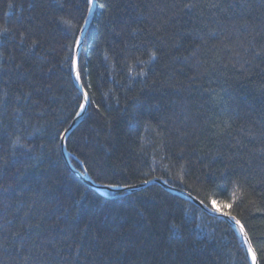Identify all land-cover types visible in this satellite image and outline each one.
Wrapping results in <instances>:
<instances>
[{
  "label": "trees",
  "instance_id": "1",
  "mask_svg": "<svg viewBox=\"0 0 264 264\" xmlns=\"http://www.w3.org/2000/svg\"><path fill=\"white\" fill-rule=\"evenodd\" d=\"M88 15L0 0V264H250L228 223L159 184L102 194L68 165ZM79 74L73 166L231 204L264 264V0H96Z\"/></svg>",
  "mask_w": 264,
  "mask_h": 264
},
{
  "label": "water",
  "instance_id": "2",
  "mask_svg": "<svg viewBox=\"0 0 264 264\" xmlns=\"http://www.w3.org/2000/svg\"><path fill=\"white\" fill-rule=\"evenodd\" d=\"M95 4H96V0H95ZM95 10H96V6L94 7V10L92 11L91 14L88 15V18H87V21L88 23L87 24H84L83 26V34L81 35V33L79 34L80 38H81V44H80V47L78 49V51H75L74 52V55L76 56L77 58V62H78V66L76 69H73V72H74V77H75V82H76V85H77V88L78 90L83 94V97H84V93L86 92V90L84 89V86L82 84V81L80 79V81H77L76 80V72L78 71L79 72V57H80V51H81V48H82V44H83V40H84V37H85V34L89 28V25L92 21V18L94 16V13H95ZM83 104L85 105V111L81 113L80 117H76L75 120L72 122L71 126L69 127L68 131H67V134H66V138L65 139H62V144H61V148H62V151H63V154H64V157L68 163V165L70 166V168L72 169V171L82 180L84 181L89 187H91L92 189L96 190L97 192L99 193H106V192H112V193H131V192H135V191H138L140 189H143L153 183H157L159 184L160 186H162L163 188H165L166 190H168L169 192L193 203L194 205H196L197 207H199L200 209H202L205 213H207L208 215L212 216V217H216V218H219L223 221H225L226 223H228L238 234L240 240L242 241L243 243V247L246 251V244L244 243V237L241 235L240 233V230H239V227L235 224L234 221L228 219L227 217H224V216H220L218 213H216L214 210H211L212 208L211 207H208L206 206L205 204H203L200 200H198L196 197L192 196L191 194H189L188 192L182 190V189H178V188H175V187H172L170 185H168L167 183H165L164 181L160 180V179H154L151 181V183L149 184H142V185H139V186H135V187H108V186H103V185H100V184H96L95 182H93L91 180V178L89 177V175L87 173H83V172H80L78 171L74 166L73 164L71 163V159H70V154L67 150V147H66V140L69 136V134L74 130V128L76 126H78V124L81 123V121L83 120V118L85 117L87 111H88V107L90 105V98L88 96L87 99L84 98V101H83ZM246 231V230H245ZM247 237L249 238L248 234H247ZM250 239V238H249ZM247 253V251H246ZM258 258V256H257ZM250 261V259H249ZM250 264H251V261H250ZM258 264H260L259 262V258H258Z\"/></svg>",
  "mask_w": 264,
  "mask_h": 264
},
{
  "label": "snow or ice",
  "instance_id": "3",
  "mask_svg": "<svg viewBox=\"0 0 264 264\" xmlns=\"http://www.w3.org/2000/svg\"><path fill=\"white\" fill-rule=\"evenodd\" d=\"M85 3L87 5V12L88 14H91L92 11L94 10V7L96 6L95 4V0H85ZM186 8L191 9L192 5L191 4H186L185 5ZM84 23L87 24L88 21L85 19ZM81 35L83 34L84 29L81 28L80 30ZM4 33H7V29H4ZM28 38L26 37L24 34H21L20 36V42L24 43L25 39ZM81 44V38L80 36H77L73 42L72 45L69 46L70 51H78L79 47ZM39 45V39L38 38H32L31 39V47L35 48ZM257 56L260 55V52L256 53ZM152 59H155L156 56L153 53L152 54ZM70 63L71 66L73 67V69H76L78 66V62H77V58L75 55L70 57ZM141 75H143V73H141ZM81 77L79 72H76V80L80 81ZM30 95V93H29ZM84 98L87 99L88 98V93L85 92L84 93ZM85 111V105L81 104L79 106V111H77L75 113V116L78 118L80 117L81 113ZM67 129L64 130V134L61 135V139H65L66 138V134H67ZM13 148L18 147V146H22L20 144L19 138H17L15 141H13ZM144 184H149L151 183V181L149 180H144L143 181ZM108 187H114V185H108ZM209 203L212 205V209L214 210L216 213H218L220 216H224L227 217L228 219L232 220L235 222V224L239 227L240 233L241 235L245 238L244 239V243L246 244V251H247V256L251 261V264H258V258H257V253L256 250L253 248L252 242L251 240L247 237V232L245 231L244 225L241 223V221L239 219L236 218V216L231 215L228 211H224V209L230 208L231 204L229 203H225V202H218L216 199H213L211 197H209ZM170 227L174 230H179L180 229V225L177 224L175 221H173V223L170 225Z\"/></svg>",
  "mask_w": 264,
  "mask_h": 264
}]
</instances>
